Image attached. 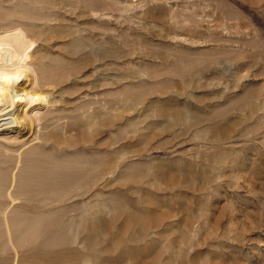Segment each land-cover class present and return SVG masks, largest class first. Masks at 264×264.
Masks as SVG:
<instances>
[{
	"label": "rangeland",
	"instance_id": "rangeland-1",
	"mask_svg": "<svg viewBox=\"0 0 264 264\" xmlns=\"http://www.w3.org/2000/svg\"><path fill=\"white\" fill-rule=\"evenodd\" d=\"M2 27L69 71L41 122L72 205L14 215L18 254L0 210V264H264V0H0Z\"/></svg>",
	"mask_w": 264,
	"mask_h": 264
},
{
	"label": "bare ground",
	"instance_id": "bare-ground-1",
	"mask_svg": "<svg viewBox=\"0 0 264 264\" xmlns=\"http://www.w3.org/2000/svg\"><path fill=\"white\" fill-rule=\"evenodd\" d=\"M11 15L15 16V12ZM7 30L5 32L4 27L0 29L6 33L3 35L5 40L13 41L18 47H26L28 35ZM1 36L0 32V39ZM3 56L0 55V210L6 213L4 228L7 245L18 254L20 249L16 243L17 224L14 215L22 216L29 213V209L39 213L55 212L58 209L68 211L72 205V192L68 189L70 181H67L65 175L72 165L71 159L66 156L59 142L52 141L53 131L41 122L51 110L48 92L44 88L69 71L54 75V64L49 63L45 68L42 64L34 63L33 59L10 63ZM58 61L63 63L64 60L59 58ZM55 149L61 151L63 156L58 155ZM56 154L62 158L61 161H58ZM98 167L101 171L107 169L103 164ZM112 169H118L114 160L109 170ZM92 171L86 170L85 176L89 178ZM101 178V175L98 176L95 182L98 183ZM86 187V182L81 185V188ZM54 191L58 194H53ZM82 206L94 209L100 207V203L84 202ZM37 216L42 218L44 215L41 213Z\"/></svg>",
	"mask_w": 264,
	"mask_h": 264
}]
</instances>
